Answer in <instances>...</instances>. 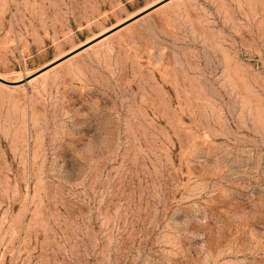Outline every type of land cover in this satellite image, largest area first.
Here are the masks:
<instances>
[{
  "label": "rangeland",
  "instance_id": "374dc122",
  "mask_svg": "<svg viewBox=\"0 0 264 264\" xmlns=\"http://www.w3.org/2000/svg\"><path fill=\"white\" fill-rule=\"evenodd\" d=\"M0 77V264H264V0H0Z\"/></svg>",
  "mask_w": 264,
  "mask_h": 264
},
{
  "label": "water",
  "instance_id": "95a60500",
  "mask_svg": "<svg viewBox=\"0 0 264 264\" xmlns=\"http://www.w3.org/2000/svg\"><path fill=\"white\" fill-rule=\"evenodd\" d=\"M93 43H94V42H92L91 44H93ZM91 44H88L87 46L83 47L82 49H84V48L90 46ZM82 49H81V50H82ZM53 66H54V65H53ZM48 68H50V67H47V68L45 67V69H43L42 71H39L37 74L33 75L31 78H33V77L39 75L40 73L46 71ZM0 82H2V83H4V84H7V85H13V84H14L13 82L8 81V80H5V79H3V78H1V77H0Z\"/></svg>",
  "mask_w": 264,
  "mask_h": 264
}]
</instances>
